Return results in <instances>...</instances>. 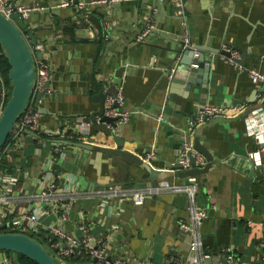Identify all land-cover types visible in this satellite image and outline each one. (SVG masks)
Returning <instances> with one entry per match:
<instances>
[{"label":"crops","instance_id":"crops-1","mask_svg":"<svg viewBox=\"0 0 264 264\" xmlns=\"http://www.w3.org/2000/svg\"><path fill=\"white\" fill-rule=\"evenodd\" d=\"M65 1L22 0L24 5L40 9L26 21L37 38L34 51L44 48L42 60L49 66L50 77L49 93L39 104L42 117L37 136L22 135L9 143L3 155L2 171L18 177L9 219L38 204L39 181L43 171L50 169L59 187L66 184L63 179L68 174L79 183L68 221L60 225L66 233L104 240L107 255L127 264H164L170 255L186 260L187 234L180 225L190 223L187 193L158 191L142 206H135L128 198L102 197L96 192L111 187L155 190L163 182L187 184L189 177H178V168L173 166L184 147L194 144L196 132L194 137L190 135V123L207 106L243 105L248 113H243L244 118H229L231 122L214 125L201 136V145L213 160L208 172L196 177L195 203L207 215L200 235L204 257L211 264H258L264 243V153H259L264 138L249 135V119L264 117V86L254 85L248 72L264 74V0H187L183 14L172 0H79L90 3L88 11L80 13L59 7ZM95 1L106 3L92 5ZM99 13L109 15L111 21L106 22ZM90 19L100 24L102 34ZM147 23L153 28L151 34L143 43H136ZM185 37L190 45L213 51L226 46L241 56L246 53L248 59L241 66L209 52L212 63L207 88L173 93L164 74ZM100 87L111 94L108 97H115L118 88H123L122 108L131 117L120 130L121 151L142 161L153 153L155 159L148 163L152 173L96 150L118 148L98 129L101 117L96 116L95 125L91 120L100 110L96 98ZM213 121L205 118L203 125ZM77 130L84 132L81 141L71 138L79 136L74 133ZM65 131L69 137L64 141L60 135ZM57 145L64 149L53 164ZM40 223L39 231L44 232L58 224V214L49 212ZM42 243L52 248L48 241ZM0 259L13 257L0 253ZM71 262L95 264L86 257Z\"/></svg>","mask_w":264,"mask_h":264},{"label":"built area","instance_id":"built-area-1","mask_svg":"<svg viewBox=\"0 0 264 264\" xmlns=\"http://www.w3.org/2000/svg\"><path fill=\"white\" fill-rule=\"evenodd\" d=\"M157 2H163L168 0H152ZM175 1L176 7L180 13L183 14L185 10V2L187 0H172ZM105 1H95L92 5L99 6ZM89 4L84 2L76 3L75 0H66L59 7L73 8L77 12L88 11ZM40 10L39 8H32L24 5L22 0H0V12L8 20L12 21V17L15 14H19L23 19H27L32 12ZM152 26L147 23L146 28L137 37L136 43H143L151 34ZM185 37V43L189 44V41ZM35 51H44L43 47H37ZM222 51L228 53L230 56H222L227 58V62L231 64H238L237 62L241 59V55L235 49L229 47H223ZM198 56V53L195 55ZM197 68V66H192ZM36 85L34 90V96L31 103L27 106L25 112L19 119L15 129L11 143L15 142L19 137L25 134V132L35 133L39 128V122L42 117V113L39 107L36 106V97L38 93H49L48 83L50 77V69L47 63L43 60L36 61ZM251 82L256 86H264V74L256 70L248 72ZM11 96V90L6 83L4 76L0 71V116ZM258 98H262L258 94ZM125 98L123 95V88L119 87L117 95L115 97H108L104 104V116L109 119H114L113 124H106L109 138L115 141L120 136L121 128L126 125L131 117V114L123 110ZM247 110L246 106H234V107H221V106H207L201 110L198 114L197 120L193 121L189 125L190 135L194 137L196 130L205 123V118L209 120H215L218 118L229 119L236 118ZM101 118L98 119L100 124ZM250 124V136L257 138H264V117L253 116L249 119ZM73 131V130H72ZM79 133V136H72L73 140H83L84 132L79 130L74 131ZM68 132H63L60 135L62 140L68 138ZM62 145V144H61ZM57 145L54 149L53 157L51 158L53 164H56L60 155H62L64 147ZM9 149L7 146L4 153ZM195 158V166L192 167L188 154ZM259 153H264V143L259 145ZM253 158V155H250ZM155 159L153 153L147 155L143 162L148 164L151 160ZM178 163L181 169L177 170V173L188 172L192 169L202 170L207 165L206 158L195 150L194 144L189 143L184 147V150L180 154ZM52 173V170L46 169L43 171L42 180H38L40 183L41 193L38 195V204L30 208L27 212L20 214L18 218L9 219L8 214L13 211L10 210L12 205L11 196L13 190L16 188L18 183V177L16 175H10L0 170V230L3 226H6L5 233H19L28 236H34L36 231L40 230L41 217L49 212L58 214V224L50 225L45 228V233L56 238L52 248L57 253V256L61 264H66L80 257H86L95 261V264H127L122 258H110L107 255L108 244L104 240H96L92 237L85 235L82 238L72 236L60 227L62 223L68 221L69 214L72 209V201L77 197V188L79 183L77 177L68 174L65 179L66 184L59 187L57 178ZM45 185V187H41ZM169 190L172 193H187L190 199L189 214L190 223L182 222L180 228L187 234V240L184 241V246L187 247L189 257L186 260L178 259L172 255L165 259L164 264H211V259L204 257L203 241L200 235V229L206 218V212L197 207L195 203L196 193L198 191L197 178L189 177L188 183L184 185H170L167 182L160 183L155 190H122L119 187H111L107 190L96 192L102 197L110 198H128L135 206H142L147 197L152 196L155 192ZM104 204L106 201L103 202ZM8 207V208H6ZM49 211V212H48ZM5 223V224H4ZM86 231V230H84ZM40 232V231H39ZM262 256L258 264H264V243L262 245ZM229 261H232L233 256H227ZM0 264H16L12 259H0ZM140 264H150L148 261H142Z\"/></svg>","mask_w":264,"mask_h":264},{"label":"water","instance_id":"water-1","mask_svg":"<svg viewBox=\"0 0 264 264\" xmlns=\"http://www.w3.org/2000/svg\"><path fill=\"white\" fill-rule=\"evenodd\" d=\"M75 2L78 3L79 0H75ZM155 6L158 9L160 7L159 5ZM94 13H97V10L94 11ZM99 16L104 18L106 22L111 21L107 14L99 13ZM80 17L85 20V16ZM90 21L97 26V29L102 34L100 24L95 19H90ZM36 45L37 38L33 32L29 30V25L25 19L19 14H15L12 17V21H10L0 12V48L10 66L8 79L12 87L11 96L0 116V151L7 144L19 119L33 99L36 85V61L43 59L42 52L34 51L33 47H36ZM197 51H199V53L196 57ZM209 52L219 56H230L228 53L222 51V49L213 51L207 49V47H196L190 44L188 45L185 42L182 43L178 51L174 52V57L164 74L169 81L171 91H174L173 93L180 94V90H182V94L190 93L193 87L195 89L207 88L210 76V63H212V58L208 56ZM247 59L248 55L246 53L243 54L241 59L237 62L238 65L244 66ZM206 63L209 65H206ZM192 66H197V68H193ZM110 95V93L104 91L103 87H100V91L96 96L100 105V110L91 116L94 125L96 124V116L101 117L98 129L105 133L106 137L109 136L106 124H113L115 121L114 119H109L104 116V104ZM43 96V93H38L36 97L37 107H39ZM246 114L248 113H245V115ZM245 115H242L240 119L244 118ZM231 121L232 120L218 118L212 123L203 125L197 129L194 148L206 158L207 165L202 170L192 169L188 172H180L177 175L178 177H198L200 174L208 172L211 168L213 159L207 149L201 145V136L204 130L214 125ZM25 134L37 136L36 133L29 131L25 132ZM115 142L118 145L117 149L97 148L96 150L114 157H119L128 164L140 166L147 172L152 173L150 165L144 163L134 155L121 151L123 148L122 139L118 137L115 139ZM64 145H68V142H64ZM69 145L72 147H79L83 150H94L93 147L84 144L70 143ZM188 156L191 166L194 167L195 158L191 156V153H189ZM251 164L253 166L254 162ZM173 167L181 169L178 162ZM5 228L6 226H3L1 229L5 230ZM35 234L39 239L19 233H1L0 252H11L24 256L36 264H57L42 243V241H48L49 244L52 245L56 241V238L45 232L36 231Z\"/></svg>","mask_w":264,"mask_h":264},{"label":"trees","instance_id":"trees-1","mask_svg":"<svg viewBox=\"0 0 264 264\" xmlns=\"http://www.w3.org/2000/svg\"><path fill=\"white\" fill-rule=\"evenodd\" d=\"M9 70H10V66L8 64V61L5 58L3 52L0 48V71L5 78L7 85L9 86L10 90L12 91V87H11L10 81L8 79ZM13 135H14V130H13L11 136L9 137L7 144L0 151V170H3V168H4V162H3L4 157H5V156H3L5 154L4 150H6L7 146L11 142ZM1 233H3L2 230H0V234ZM33 237L36 238L35 236H33ZM0 253H4V254L8 255L9 257H13L12 260L15 261L16 264H36L35 262L29 260L28 258L21 256V255H18V254H15V253H11V252H0Z\"/></svg>","mask_w":264,"mask_h":264},{"label":"rangeland","instance_id":"rangeland-1","mask_svg":"<svg viewBox=\"0 0 264 264\" xmlns=\"http://www.w3.org/2000/svg\"><path fill=\"white\" fill-rule=\"evenodd\" d=\"M2 232L3 233H5V231H3L2 230ZM36 238H38L37 237V235L35 234L34 235ZM39 239V238H38ZM44 243H45V241H43ZM53 245V244H52ZM51 245V246H52ZM45 247H46V250L48 251V253L53 257V259L55 260V262L57 263V264H61V262H60V260H59V258H58V256H57V253L56 252H54V250H53V248H50V247H48V246H46L45 245ZM14 263H15V261H14ZM66 264H75L74 262H67Z\"/></svg>","mask_w":264,"mask_h":264}]
</instances>
